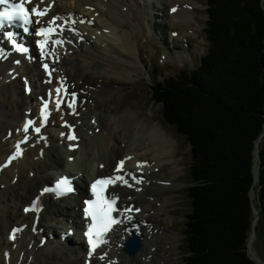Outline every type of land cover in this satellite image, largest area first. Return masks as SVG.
Wrapping results in <instances>:
<instances>
[{"label":"bare ground","instance_id":"6f19581e","mask_svg":"<svg viewBox=\"0 0 264 264\" xmlns=\"http://www.w3.org/2000/svg\"><path fill=\"white\" fill-rule=\"evenodd\" d=\"M148 1L150 0H67L64 4V1L57 0L53 12L69 19L66 26L69 42L64 47L66 51L55 61V68L63 80L65 78L70 84L71 90L81 97L79 109L74 116L68 113L61 114L59 110L54 109L50 120V123H53L43 132L45 138L36 139V134L30 129L28 133L31 136V143L25 156L13 160L9 165L4 162L9 153L13 152V144L19 139L16 136L20 134V122L22 134L27 133L24 131V110L27 109V112L31 113L35 100L45 98L51 90H45L46 86H39V82L45 77L36 64L25 62L24 65H20L17 63L18 60L12 58L0 61V214L6 215V220L0 221V235H3L0 239V263L6 261L9 264H23L32 258V261L39 264L41 256L46 258L52 252L69 250L75 252L77 256L74 262L67 257L66 264L67 262L81 264L85 257L81 250L85 252L86 245L83 238L79 237V228L76 227L82 226L86 221L80 210L81 201L87 195L83 180H93L108 173L111 176L124 174L114 170L117 160L124 157H131V160L126 162L129 171H134L138 179L145 181L141 192L136 190L139 187L137 185L131 188L117 186L114 191L118 196L115 197L112 189H109V195L117 199L118 212L132 208L137 218H134L135 220L152 217L155 221L158 219L173 221L174 215L169 205L174 201V193L166 192L180 186L177 181L181 175L180 165L175 164L171 169L168 166L170 162L175 161L176 142L169 134L165 135V130L159 124L152 126L150 121L142 122L148 119L147 115L141 117V120H138L136 111L129 112L124 117L118 115L120 104L117 102L120 103L124 83L130 78V74L140 73L142 70L140 65L145 66V63H142L141 46L148 41V37L144 35L155 27L159 30V18L162 16L169 33L168 38L165 36L166 43L172 42L174 47L180 43L184 44L190 36L198 35V29L202 28L203 24L198 18L200 12L197 10L201 3L198 0H151L153 2L147 9ZM135 10L137 13L132 14L131 12ZM74 14L76 22L71 20ZM93 14H96L97 18H92ZM100 17L106 20H99ZM91 20L94 24H91ZM195 21L198 22L196 25L193 24ZM92 27L102 30V33L103 29H112L119 44L107 42L99 35L93 37L92 35L96 33ZM175 32L176 36L173 37L172 34ZM150 41L157 42L152 38ZM190 48L201 51L198 43L194 45L191 43L189 48L178 51V56H189ZM164 54L165 60H173ZM11 69L12 74H18V77L21 75V78L11 79ZM111 69L119 70L118 73L124 75L125 81H112L111 77L99 75L104 70H108L109 73ZM24 76L33 82L30 90L26 92L27 95L22 82ZM47 76L50 81L55 78L54 74ZM97 79L102 82L100 85L94 84ZM40 87L42 90H39ZM101 107L103 108L100 109ZM92 119H95L96 124H91ZM110 119H113L114 123ZM71 127H77L80 135L77 136L78 142L60 146L59 141H65L71 135ZM7 130L11 132V136H7ZM263 137L264 130L254 153L256 167ZM12 138L14 139L11 140ZM77 143H80L79 149H68L69 145ZM74 156L80 157L78 171L70 169L69 158ZM100 164H103L104 169L100 168ZM62 177L70 179L74 186L73 193L60 198L52 193L41 195L44 188L54 184L55 178ZM163 191L166 192L160 195ZM37 197L39 208L25 212L26 208L33 206ZM139 207L142 209L140 214ZM59 213L63 214L67 222L60 223L64 219H58ZM5 224H9L10 227H6ZM36 224L45 229L43 234H47L48 231L59 234L64 228H75L76 235L73 234L67 242L71 244L75 241L74 245H65L56 237L49 239L44 247H38L42 234L36 228ZM138 224L140 229H146V233L143 247L136 250V256H130L122 248L129 234L126 229L128 224L124 223L121 227L118 225L115 228V231L119 229L121 233L112 235L102 246L103 257L112 255L114 264L177 263L175 235L173 239L167 240V237L164 238L165 235L156 233L157 227L153 228L149 222L138 221ZM23 225L25 227L21 229ZM161 227L167 232L166 227ZM14 228L19 231L15 232V239L12 240L10 232ZM249 241L253 242L254 236H250ZM49 243L56 246L52 247ZM254 252L257 253L256 250Z\"/></svg>","mask_w":264,"mask_h":264},{"label":"trees","instance_id":"16d2710c","mask_svg":"<svg viewBox=\"0 0 264 264\" xmlns=\"http://www.w3.org/2000/svg\"><path fill=\"white\" fill-rule=\"evenodd\" d=\"M208 3L209 54L152 88L163 119L190 145L182 264H257L248 239L255 145L264 130V0ZM259 152L257 241L264 240V137Z\"/></svg>","mask_w":264,"mask_h":264},{"label":"rangeland","instance_id":"374dc122","mask_svg":"<svg viewBox=\"0 0 264 264\" xmlns=\"http://www.w3.org/2000/svg\"><path fill=\"white\" fill-rule=\"evenodd\" d=\"M201 1V0H199ZM205 2V0H202ZM153 1H148L146 4V7L148 9L149 5L152 4ZM105 4L109 3V2H104ZM204 5H202V9H203V15L198 14V18L202 21V23L204 25H202L201 29H198V35H192L189 37L190 42L194 45L196 43H198L201 47V51H195L194 49L190 48V56H183L180 57L178 56V51L176 52L177 48H175L174 46H171L172 42L170 43H166L165 40V36L168 38V31H167V25L165 23L163 19V17L161 16L159 18V30L157 27H155L154 29L150 30L148 32L147 35H144L145 37H148V41H145V39H142L144 42V46H141V55H142V63H145V66H143V64L140 65L141 67V72L137 73V72H132L130 74V78L126 80V82L124 83V89H123V93H122V97L120 98V103L117 102V104H120L119 106V113L118 115H122V117L125 116V114L127 113H135L136 111V116L138 118V120H141L140 118L147 115L149 116L147 120L142 121V122H149L152 126H156L160 120V122L162 123V125L164 126V130H165V135L169 134L173 140L176 142V154H175V161L174 162H170L168 164L169 168L171 169V167H173L175 164L180 165V176L177 178V181L179 182V187L175 188L174 190H170L168 192L163 191L162 193H160V195L164 194L165 192L168 193H174L173 198L175 197V194H177V199L179 204L178 205H174L171 204L169 205L171 208V213L174 215L173 217V221L170 220H164V219H158L157 221L153 220V218L151 217L149 220L152 222H157L160 224V226H164L166 227L167 232H164L162 230V232L160 233L161 235H165V237H167L168 239H173V236L175 237V240L177 241L176 243V252L178 253V257L176 258L177 263L175 264H182L183 263V257H184V253H185V240H184V234H183V229H184V222L186 220V215L189 212V202L187 200V188H189L190 186H192L193 183H190L191 178L189 179V173H188V169H189V163L190 161V145L188 144V142L180 135H178V133L176 132L175 128L168 126V124L165 122L164 118V113L160 110L161 107V103L160 102H155L154 101V91L152 90V88L154 87L153 81H157V79H160L161 82L164 81L165 78H167V76L171 75V72H174V70L171 69V67H174L175 69H184L186 67H190L192 68L193 65L195 63H197L199 61V58L204 55L207 52L208 49V43L205 40L204 37V27H205V22L207 19V11H206V4L203 3ZM160 7V6H159ZM117 8V6H115V9ZM119 8V7H118ZM132 14H136L137 10L132 11ZM159 14H161V11L158 12ZM129 14V13H128ZM118 15V13H117ZM101 19V17L99 18ZM113 20V19H112ZM198 22L195 21L193 24L196 25ZM97 34L106 38L108 41H112L114 39V34L110 33V32H106V33H101L99 31H97ZM35 38V37H34ZM150 38H152L153 40H156L158 43H161L162 45L158 44L157 42L154 41L151 42ZM190 42H187V48L190 47ZM169 44V45H168ZM171 46V47H170ZM178 46V44H177ZM184 45L180 46V49H186L184 48ZM169 47L172 49L170 50ZM165 50V51H164ZM138 54L140 53V51H135ZM166 53L169 57L173 58V60L169 59V60H165L163 59V56H165ZM167 59V58H166ZM144 60V61H143ZM160 64V66L158 65ZM154 67V76L152 77L150 75V68L152 69ZM156 70L158 71V78L157 79H153L155 78V73ZM108 70H104L102 72L99 73L100 76H103L105 78L111 77L112 81H119V80H124V75H120L118 73L119 70H115V69H111L109 71V73L107 72ZM161 73H160V72ZM107 72V73H106ZM108 74V75H107ZM153 79V80H152ZM125 81V80H124ZM102 82L100 81V79H97L94 84L96 85H100ZM103 107H101L100 109H102ZM143 114V115H142ZM112 116H114V114H112ZM113 123L114 120L110 119ZM159 122V123H160ZM157 123V124H154ZM160 123V124H161ZM160 127L162 128V126L160 125ZM125 133V132H123ZM261 139V138H260ZM84 147H82L83 149ZM255 157V156H254ZM78 163L79 165L81 164L80 162V157L78 156ZM90 165V163H88ZM87 164V167L89 168L90 166ZM259 164V161H258ZM254 174H255V170H256V164H255V159H254ZM188 173V174H187ZM187 174V176H186ZM259 181L256 180L254 181V185L252 187L251 190V194H252V203L254 206V220H256V213L255 211L258 209L255 207V186L257 185V182ZM195 185V183H194ZM174 191V192H173ZM155 203V202H154ZM170 213V212H169ZM259 214V211H258ZM260 217V215H259ZM6 220V215H1L0 214V221H5ZM253 220V226L255 225V222ZM259 220V219H258ZM10 226L12 225V221L9 222ZM258 223V222H256ZM257 225V224H256ZM255 225V228H256ZM5 226L10 227L9 224H5ZM162 228V227H161ZM252 231H253V227H252ZM252 233V232H251ZM3 235H0V239ZM251 236V235H250ZM164 242H167L165 239H163ZM250 243L252 244V249L257 253H255L253 250V253L255 255H258L259 258L264 262V240L261 241H257V233L254 236V241ZM52 247L54 244L49 243ZM56 246V245H54ZM261 253V254H260ZM262 255V256H261ZM76 256V255H75ZM67 257H70V254L66 251H57L54 254H48L45 258V260H39V264H66L65 260L67 259ZM72 262L75 261V258H70ZM254 260V259H253ZM257 263V262H256ZM260 264L261 261H259ZM23 264H27L26 262H24ZM31 264H38L37 262L33 261ZM67 264H69L67 262Z\"/></svg>","mask_w":264,"mask_h":264},{"label":"snow or ice","instance_id":"6c2138e0","mask_svg":"<svg viewBox=\"0 0 264 264\" xmlns=\"http://www.w3.org/2000/svg\"><path fill=\"white\" fill-rule=\"evenodd\" d=\"M27 3H30V0H19V2H16V0H0V6H2L3 10H0V26H3L5 23L11 24L16 21L21 22L23 25H28L29 23H32L31 16L35 15L37 17H41L47 14L48 9L45 8L43 10L39 9V7H33L30 10L26 7ZM172 11H175V9H172ZM55 19L52 21V23L55 22ZM52 32V29H40V31L37 33V35H43L45 36V40L41 41L40 47L42 49V55H46L43 52V48L46 46L48 35ZM9 38L11 39V35H9ZM54 44H61L62 41H53ZM13 45L16 48L17 51L24 53L27 51V49L19 44L16 43V41L13 40ZM18 63V61H17ZM44 68L47 71L48 65L44 64ZM57 94L60 93V89H56ZM60 101L57 100V110H59ZM69 107H72V104L68 105ZM47 105H45L44 110L46 111ZM46 122V121H45ZM32 124L30 121L28 125L25 126L24 131L27 132L29 126ZM67 126V125H65ZM37 133L40 132V128L37 127L35 129ZM63 135V133L61 134ZM67 139L72 140L75 139L73 135H69ZM21 152L17 146V152L15 156L11 157V159H15L16 157L20 156ZM123 166V161L120 162V165L117 168V171L119 172ZM133 179H136L133 177ZM116 180H120L124 184H127V181L124 180L122 176L118 177H111L105 180H98L92 185V193L97 198L95 200H89L85 201V204L87 207L84 208V213L87 217H90L92 220V223L88 226V231L86 232V236L88 237V243L91 245L92 251H95V248L98 246V243H95L94 241H100L102 242V236L109 230L110 226L112 224L118 223L114 218L111 216V212L114 210L113 205L115 204V200H105L102 196L103 189L100 190V192L97 191V185H106L108 183H114ZM137 183H141L142 181L136 180ZM131 186V185H129ZM73 191V187L71 184V181L68 177H62L58 181L55 182V184L51 187H46L42 190L41 195L52 193L57 198L63 197L68 195ZM39 208V197H37L36 201H34L33 206L31 208H26L25 212L28 211H34ZM16 231H19L18 229L13 230V235L11 238H15L14 233ZM91 255V252L89 253Z\"/></svg>","mask_w":264,"mask_h":264},{"label":"water","instance_id":"95a60500","mask_svg":"<svg viewBox=\"0 0 264 264\" xmlns=\"http://www.w3.org/2000/svg\"><path fill=\"white\" fill-rule=\"evenodd\" d=\"M263 133L259 136V138L257 139L256 141V145H255V152H256V147H257V143L258 141L260 140V138L262 137ZM256 157H254L255 159ZM260 162H261V157L259 156V164L258 166L256 167V170H255V178L256 180L259 179V175H260ZM257 217H256V220H254L255 222V225L257 224L256 222H258V219H259V214H258V211L256 210L255 211ZM255 225L253 226V231L251 233V236H255L256 235V228H255ZM250 238V237H249ZM140 247V240L138 238H130L127 242H126V250L130 253V254H135L136 250ZM248 252L251 256L252 259H254L257 264H260L259 261H261L262 264H264V262L259 258L258 255H255L252 251V244H250V241L248 239Z\"/></svg>","mask_w":264,"mask_h":264}]
</instances>
